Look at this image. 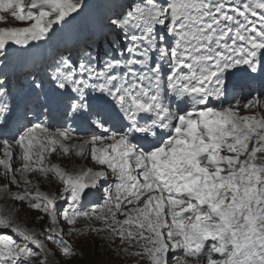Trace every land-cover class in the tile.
Segmentation results:
<instances>
[{"label": "snow or ice", "instance_id": "1", "mask_svg": "<svg viewBox=\"0 0 264 264\" xmlns=\"http://www.w3.org/2000/svg\"><path fill=\"white\" fill-rule=\"evenodd\" d=\"M88 8L0 0V264H264V0Z\"/></svg>", "mask_w": 264, "mask_h": 264}, {"label": "rangeland", "instance_id": "2", "mask_svg": "<svg viewBox=\"0 0 264 264\" xmlns=\"http://www.w3.org/2000/svg\"><path fill=\"white\" fill-rule=\"evenodd\" d=\"M104 0H87V3L89 5V11H92L96 6L101 4ZM103 6V4H102ZM1 26V25H0ZM2 26H8V25H2ZM17 26H22V25H17ZM243 95H247L246 92L242 93ZM241 115L248 114L244 109H241ZM51 160L53 163H61L63 166L67 168H72L74 165L75 166H85V167H93V165L89 163H85L83 159H76L75 157L71 158H66L64 160H59L56 155H53L51 157ZM35 179V177H33ZM58 185H53L52 190L57 188ZM41 191H49L50 188L47 183H42L40 186ZM101 192L97 191L94 193H90L85 201L88 198H94L97 196H100ZM9 204H11V201H8ZM92 202H90L89 199V204H85V208L90 206ZM2 203H0V207H2ZM21 217H24L25 213L20 214ZM29 215L33 217H39L40 213L39 212H32L29 213ZM46 219V218H45ZM29 226H31L32 221H28ZM83 223V221H82ZM41 224L36 225V230H39ZM43 239V238H42ZM65 239L70 240L72 243V246L77 250V258L72 261V264H130L128 260L125 259L126 262H124V259L120 258L117 253L114 251L110 250L109 245L99 239L95 235H86V236H65Z\"/></svg>", "mask_w": 264, "mask_h": 264}, {"label": "bare ground", "instance_id": "3", "mask_svg": "<svg viewBox=\"0 0 264 264\" xmlns=\"http://www.w3.org/2000/svg\"><path fill=\"white\" fill-rule=\"evenodd\" d=\"M99 199H100V197H99Z\"/></svg>", "mask_w": 264, "mask_h": 264}]
</instances>
